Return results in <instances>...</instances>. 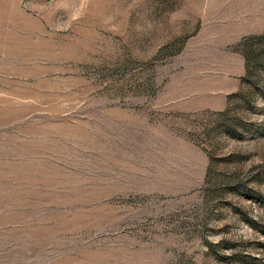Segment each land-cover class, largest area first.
I'll return each instance as SVG.
<instances>
[{
	"label": "rangeland",
	"instance_id": "obj_1",
	"mask_svg": "<svg viewBox=\"0 0 264 264\" xmlns=\"http://www.w3.org/2000/svg\"><path fill=\"white\" fill-rule=\"evenodd\" d=\"M0 264H264V0H0Z\"/></svg>",
	"mask_w": 264,
	"mask_h": 264
},
{
	"label": "trees",
	"instance_id": "obj_2",
	"mask_svg": "<svg viewBox=\"0 0 264 264\" xmlns=\"http://www.w3.org/2000/svg\"><path fill=\"white\" fill-rule=\"evenodd\" d=\"M253 39H256V38H253Z\"/></svg>",
	"mask_w": 264,
	"mask_h": 264
}]
</instances>
